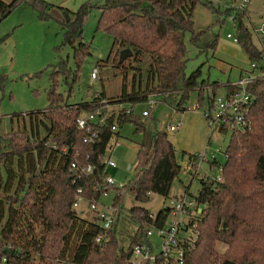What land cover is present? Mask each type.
<instances>
[{
    "label": "trees",
    "instance_id": "1",
    "mask_svg": "<svg viewBox=\"0 0 264 264\" xmlns=\"http://www.w3.org/2000/svg\"><path fill=\"white\" fill-rule=\"evenodd\" d=\"M40 2L0 0V20L20 3L37 6ZM197 4L211 10L219 26L225 17L234 14L230 22L238 44L249 61L257 64V71L264 70L263 50L252 32L249 13L232 7L221 11L210 0H102L98 6V27L113 37L112 48L117 47L116 53L123 48L131 49L127 59L132 60L130 67L134 71L130 90L123 84L121 94L108 99L135 105L145 102L149 95H158L160 102L181 113L187 110L184 103L190 91L198 92L199 108L203 102L205 108L212 105L218 86L227 92L237 91L229 82L223 85L200 80V67L188 76L184 73L185 32L190 33V42L200 51L214 52L218 41V35L211 33L207 41L201 42L208 31L194 28L192 16ZM90 6L91 3H84L77 12L63 11V23L68 28L65 41L77 44L74 46L77 59L88 54L81 33L83 17ZM261 18L264 19V13ZM115 61L126 80L125 60ZM142 67L146 69L145 80ZM206 90L211 94L205 96ZM246 90L251 99L247 111L249 126L243 131H229L220 126L219 132H229L223 151L225 161L221 164L216 155L201 161L220 169L222 180L203 176L198 178L196 193L189 192L186 185L184 191L173 196V201L193 199L200 210L199 238L188 253L186 264H264V76L249 82ZM96 94L91 103L107 98L103 93ZM48 99L50 105L45 109L20 115L23 120L28 118L25 124L30 126L29 134L13 133L11 128L0 134V260L5 258L1 264H28L36 253L40 260L49 261L46 264H126L134 244L148 239L145 226L162 227L172 208L168 205L160 209L154 218L144 208H130V218L138 223V230L126 248H119L114 222L104 231L94 213V221H87L72 207L75 190L70 181L71 163L94 165L92 174H81L78 185L83 186L86 199L97 198L100 192L94 190V184L105 176L102 157L109 142L119 136V131H112L111 126L114 120L119 129L124 123H132L134 133L142 134V140L133 176L121 189L131 192L136 201L146 203L152 194L168 198L181 172L197 176L196 154L201 152H182L179 161L167 133L157 128L153 108L147 117L119 109L116 115L109 116L106 124L95 126L101 141L85 143L84 131L77 128L75 119L98 105L89 100L69 104L54 88L50 89ZM153 121L151 129L149 124ZM41 127L46 132L42 137ZM185 161L190 163L189 168L183 167ZM121 197H114L115 207ZM100 234L106 239L98 245L95 238Z\"/></svg>",
    "mask_w": 264,
    "mask_h": 264
},
{
    "label": "rangeland",
    "instance_id": "2",
    "mask_svg": "<svg viewBox=\"0 0 264 264\" xmlns=\"http://www.w3.org/2000/svg\"><path fill=\"white\" fill-rule=\"evenodd\" d=\"M210 1L216 7H221V11L230 7V4H224L223 0ZM262 1L250 2L247 11V13L250 12L249 24L251 20L257 25L261 22L263 14L260 16L259 14L264 11L261 7ZM100 2L102 0H42L37 6L20 3L0 20V134L10 131V128L13 133L24 131L29 134L30 126L28 123L25 124L28 118L25 117V121L20 118V115L48 107L50 105L48 93L52 88L69 104L91 100L97 92L103 93L107 98L117 97L122 92L123 84L126 85L127 90H130L134 74L130 67L132 60L125 59L128 76L124 80L122 69L116 67L115 60L118 61L119 52L116 53L117 47L112 48L113 37L98 27ZM84 3H91L83 17L81 33V41L87 45L88 54L77 59L74 47L77 44L70 45L65 41L68 28L63 23V11L67 9L70 12H77ZM71 16L73 17L72 14ZM192 19L195 30L208 31L202 36L201 42L207 41L211 33L218 35V41L214 52L200 51L198 46L190 42V33L185 32V75L188 76L200 67V80L225 84L228 78L236 79L239 67H247L248 62L240 45H236L232 39L226 37L228 32L235 35V29L230 20L225 17V21L219 26L216 23V15L201 4L195 6ZM108 57L109 60L106 62ZM60 67L70 72H63ZM94 67L98 69V75L96 79H91L90 74ZM145 71L146 69L143 68L144 80ZM224 92L225 88L218 86L216 93ZM208 94L211 93L206 90L204 95ZM154 99L162 100L158 95L154 96ZM195 101L198 102V92L190 91L184 106L191 107ZM205 107L206 103L203 102L200 108L187 109L179 114L174 113L171 107L162 102L153 108L152 117L157 122V128L167 133L179 161L182 160V152H203L208 142L210 145L207 153L214 152L221 164L225 161L223 151L229 140V132L221 133L216 128H209L203 112ZM113 108L116 109V107ZM145 108L147 106L144 102L135 104L134 113L140 115ZM175 119L182 120L183 125L170 134L166 125L168 122L174 123ZM154 121L149 124L151 129H154ZM39 133L42 137L46 132L41 127ZM119 139L121 141L114 150L111 149L114 140L109 142L106 149V156L112 155L117 165V168H108V174L116 181L125 182L133 176L132 166L138 150L136 146H139L142 134L134 133L133 124L127 122L120 127ZM187 164L185 161L183 167H187ZM198 169L197 176L181 172L173 182L171 195L168 198L152 194L148 202L142 203L136 201L131 192H123L121 202L114 214L113 228L118 247L126 248L138 230V223L130 218V208L141 207L156 214L170 204L174 195L184 191L189 181L194 180L191 191L196 193L199 186L198 178L215 177L219 173L218 168L210 167L209 169L205 162ZM113 197L114 190L111 189L107 196L99 199L98 208L110 212L106 207L111 205ZM89 210L83 203L82 207L77 209V213L87 221H94L93 214ZM45 261L40 260L36 253L28 264L49 262Z\"/></svg>",
    "mask_w": 264,
    "mask_h": 264
},
{
    "label": "built area",
    "instance_id": "3",
    "mask_svg": "<svg viewBox=\"0 0 264 264\" xmlns=\"http://www.w3.org/2000/svg\"><path fill=\"white\" fill-rule=\"evenodd\" d=\"M224 4H230V7L235 10L246 12L249 10L250 2L252 0H223ZM223 5V3H222ZM264 9V3H263ZM234 14L228 16V20L232 21ZM252 32L256 39V42L263 50V63H264V19L257 25L251 23ZM228 39H232V42L238 44V39L235 35L230 32L226 33ZM250 71L255 70L253 73H248L242 78H238L235 82L230 83L231 86H236V92L225 91L222 94H216L213 98L212 105L204 109V116L209 124L210 128L217 129L221 126L230 130H245L249 126V119L247 118L248 105L250 104V96L246 90V85L258 76H264V70L257 71V64L253 61H249ZM98 75V69L93 68L90 76L91 79H96ZM156 95H149L146 103L147 108L143 109L140 113L142 117H147L150 114V110L157 106L160 101L154 99ZM97 97V94L93 96ZM93 98V99H94ZM89 102H92L89 100ZM115 102V103H114ZM98 105L92 111H83L75 119V124L78 129L84 131L82 141L85 143H94L101 141L99 132L95 126L101 127L106 124L109 116L117 114L118 110L123 108L126 113L134 111V105L126 103H117L115 99H99L91 103ZM113 107H116L114 109ZM199 103L195 101L191 107L187 109H198ZM174 113L176 112L172 109ZM179 114V113H178ZM23 116L25 114H22ZM181 124L179 119H175L174 123L168 122L166 129L168 132L176 131ZM112 131H119L116 120H114L111 126ZM120 136L116 137L111 145V149L114 150L120 141ZM54 147L55 145L52 144ZM107 149V148H106ZM199 158L198 164L201 161L207 160V158H213L214 152L208 154V157L204 152L196 154ZM88 158V155H86ZM104 164L103 174L105 175L102 180L94 184V190L99 193L97 198L86 199L84 197V188L78 185L81 178V174L90 175L93 173L94 165L86 163L80 165L77 161L71 163V175L70 181L74 187V200L72 207L74 209H80L83 203L86 204L87 208L90 209L91 213H94L97 222L104 229L108 230L114 222V214L117 208L113 205V199L115 196L123 195V188L125 182L116 181L113 176L108 174V168H117L115 160L112 155L106 156V151L102 157ZM188 163V164H187ZM187 167H190V163L186 161ZM217 181L222 180L221 170L214 177ZM114 190V197L111 205L106 208L110 212L103 211L98 208L99 199L103 196H107L109 191ZM169 206L172 208L165 225L162 227H154L150 225L145 226V237L148 238L145 242L137 241L132 249L131 255L127 260L126 264H186V257L188 253L194 248L195 243L199 238V231L197 229L198 213L196 203L193 199H183L180 201H170ZM150 218H154L155 214L150 213ZM106 239L105 235H98L95 238L96 244H102ZM5 262V258L2 257L0 264Z\"/></svg>",
    "mask_w": 264,
    "mask_h": 264
},
{
    "label": "crops",
    "instance_id": "4",
    "mask_svg": "<svg viewBox=\"0 0 264 264\" xmlns=\"http://www.w3.org/2000/svg\"><path fill=\"white\" fill-rule=\"evenodd\" d=\"M263 3H264V0L262 1V4H261V7L263 8ZM250 7V6H249ZM250 13V12H249ZM264 13V11L262 12L261 11V14H259V16L260 15H262ZM252 21V20H251ZM253 22V21H252ZM253 24H256V23H254L253 22ZM236 45H238V44H236ZM246 58H247V62H248V66L247 67H239V69H238V73H237V78L236 79H232V80H230V78H228L227 79V81L225 82V84L226 83H232V82H235L238 78H240L241 76H245V75H247L248 73H249V71H250V68H249V59H248V57H247V55H246ZM224 84V83H223ZM224 84V85H225ZM180 120V119H179ZM181 121V124H180V126H179V128L183 125V122H182V120H180ZM178 128V129H179ZM210 128V127H209ZM177 129V130H178ZM170 134H172L173 132H169ZM210 133H211V130H210ZM119 136H120V129H119ZM121 141V140H120ZM120 141H119V143H120ZM210 145V142H208V144L205 146V148H204V151H206L207 152V148H208V146ZM136 148L138 149L139 148V146H136ZM194 148V147H193ZM192 150H194V149H192ZM193 151H189L188 153H192ZM202 165V163L201 164H199V168H200V166ZM207 166L209 167V169H210V166H209V164H207ZM133 167V166H132ZM128 168H130V166H128ZM193 182H194V180H192V181H189V183L187 184V185H189V189H188V191L189 192H191V193H193L192 191H191V186L193 185ZM199 185V184H198ZM198 188H199V186H198ZM198 188H197V190H198ZM196 190V191H197Z\"/></svg>",
    "mask_w": 264,
    "mask_h": 264
},
{
    "label": "water",
    "instance_id": "5",
    "mask_svg": "<svg viewBox=\"0 0 264 264\" xmlns=\"http://www.w3.org/2000/svg\"><path fill=\"white\" fill-rule=\"evenodd\" d=\"M132 54L131 49L129 48H123L119 51L118 54V62L121 63L123 62L125 59H127L128 57H130Z\"/></svg>",
    "mask_w": 264,
    "mask_h": 264
}]
</instances>
